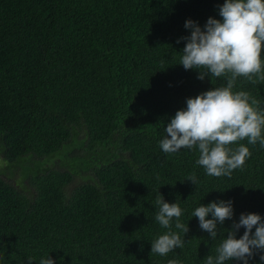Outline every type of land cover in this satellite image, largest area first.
Segmentation results:
<instances>
[{
  "label": "trees",
  "instance_id": "trees-1",
  "mask_svg": "<svg viewBox=\"0 0 264 264\" xmlns=\"http://www.w3.org/2000/svg\"><path fill=\"white\" fill-rule=\"evenodd\" d=\"M223 3L0 0V157L10 176L0 174L17 184L0 177V264L48 255L55 264H205L241 213L264 219L259 143L240 142L251 156L230 177L208 176L196 148L159 146L186 98L226 85L179 63L185 21L203 29L222 19ZM234 90L264 109V82L238 77ZM159 194L179 204L189 228L184 236L172 221L184 247L166 256L150 254L167 231L155 220ZM220 200H232L233 217L213 240L192 213ZM248 264L264 261L256 253Z\"/></svg>",
  "mask_w": 264,
  "mask_h": 264
},
{
  "label": "clouds",
  "instance_id": "clouds-1",
  "mask_svg": "<svg viewBox=\"0 0 264 264\" xmlns=\"http://www.w3.org/2000/svg\"><path fill=\"white\" fill-rule=\"evenodd\" d=\"M219 16L222 19L209 17L203 29L196 21H185L184 27L191 32L180 38L186 43L179 63L185 70H198L200 80L205 76L225 78L226 85L186 98V107L178 109L170 118L165 127L166 136L159 141V146L164 153L196 148L199 152L196 164L202 166L208 176L230 177L234 170L242 169L251 156L249 148L241 141L246 140L251 145L259 143L264 148V109L248 92L234 90L238 77L252 83L264 82V0H224L219 6ZM186 179L194 185L198 183L194 173ZM232 204V200L201 204L192 216L198 218L199 227L215 240L218 224L223 225L233 217ZM155 205L158 208L155 220L167 231L151 241L150 254L166 256L184 247V239L172 230V221L175 219V228L184 236L189 228L180 221L183 210L178 203L166 202L159 194ZM241 227L245 231L237 238ZM215 252V256H206L205 264H225L232 260L248 264L256 253H260V260L264 261V219L255 212L241 213L239 221L228 229ZM32 261L29 257L27 264ZM39 264L55 262L48 255L41 258Z\"/></svg>",
  "mask_w": 264,
  "mask_h": 264
},
{
  "label": "rangeland",
  "instance_id": "rangeland-1",
  "mask_svg": "<svg viewBox=\"0 0 264 264\" xmlns=\"http://www.w3.org/2000/svg\"><path fill=\"white\" fill-rule=\"evenodd\" d=\"M55 160H57V158H55ZM5 165H6V162H4V160L0 157V172H4V173L7 174L8 171L5 170V168H4ZM8 166H9V164H8ZM7 176H10V175L7 174ZM7 176H4L3 173L0 174V177H1V178L5 179L6 181H8V182H10L11 184H13V185L16 186V185H17V184H16V181H15L13 178H7ZM20 178H21V176H20ZM21 179H22V178H21ZM17 181L20 183V179H17ZM24 183H26V181H24ZM24 183H22V184L24 185ZM19 186H20V185H19ZM19 186H17V187H19ZM27 186H30V185H27ZM21 187H22V189H23L24 191H26V189L24 188L25 186H21ZM21 187H19V188H21Z\"/></svg>",
  "mask_w": 264,
  "mask_h": 264
}]
</instances>
